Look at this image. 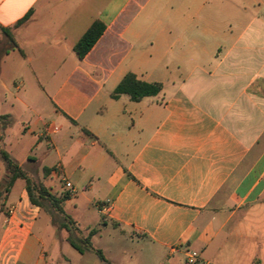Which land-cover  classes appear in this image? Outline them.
<instances>
[{
  "label": "crops",
  "instance_id": "obj_1",
  "mask_svg": "<svg viewBox=\"0 0 264 264\" xmlns=\"http://www.w3.org/2000/svg\"><path fill=\"white\" fill-rule=\"evenodd\" d=\"M127 74L162 90L114 99ZM0 116V149L110 264H264V0H0ZM4 202L0 264H107L35 231L25 181Z\"/></svg>",
  "mask_w": 264,
  "mask_h": 264
},
{
  "label": "trees",
  "instance_id": "obj_2",
  "mask_svg": "<svg viewBox=\"0 0 264 264\" xmlns=\"http://www.w3.org/2000/svg\"><path fill=\"white\" fill-rule=\"evenodd\" d=\"M21 23L22 22L18 24ZM105 28V24L101 21H95L89 27L79 42L74 46V52L79 59H83L84 56L92 49L104 33ZM161 90V84L146 83L137 79V77L133 74H127L112 93V97L116 99L120 95H128L132 101L139 102L146 97L157 96ZM9 118V116H0V127L2 130H4L10 123ZM2 138L3 137L0 136V140ZM0 159L4 163L6 169V176L0 182V198L4 194L5 197H7L16 180L21 179L25 181L26 191L30 203L43 209V202H47L50 208L62 217L63 221L60 224V228L66 229L69 232L68 241L75 249H77L80 253H84L88 250L93 251L101 261L110 264L103 255V252L99 249H95L91 243V238L97 232L95 229H92L89 235L85 238L75 237V235L80 233V230L74 220L66 214L62 206L63 202L68 199L67 195L62 196L61 198L54 196L40 180H33V178L30 177L29 174L25 172L20 165L3 149H0ZM47 172L48 170L44 169V173L47 174Z\"/></svg>",
  "mask_w": 264,
  "mask_h": 264
},
{
  "label": "rangeland",
  "instance_id": "obj_3",
  "mask_svg": "<svg viewBox=\"0 0 264 264\" xmlns=\"http://www.w3.org/2000/svg\"><path fill=\"white\" fill-rule=\"evenodd\" d=\"M31 175H29L30 177L33 178V180L35 181H38L39 180V177L34 174L33 172L30 173ZM23 182H19L16 186V188L14 189L13 191V196L15 197L18 193V190L20 189V187H22V184ZM51 185V184H49ZM52 188L55 190V187H53V185H51ZM6 199L5 197V194L0 198V213H2L6 218L7 220L9 221L10 218L15 214L11 215L9 212H8V205H6V203L4 202ZM6 205V206H5ZM43 206L44 208L41 209V214L37 220V224H36V227H35V231L37 232H48V233H55L54 235L56 236V239L59 238L60 236V232L58 229H61L60 228V224L62 223L63 219L60 215H58L57 213H55L49 206V204L47 202H43ZM65 209L67 211V213L72 216L73 218H75V214L73 212V209L71 208V206H65ZM16 211V210H15ZM77 218V216H76ZM52 223L56 226L53 227L52 226ZM8 225V223H7ZM58 228V229H57ZM76 238H78L77 235H75ZM103 244H105V241H104V238L103 239H96L94 241V245L95 246H98V247H101L103 246ZM96 258V256H93Z\"/></svg>",
  "mask_w": 264,
  "mask_h": 264
},
{
  "label": "built area",
  "instance_id": "obj_4",
  "mask_svg": "<svg viewBox=\"0 0 264 264\" xmlns=\"http://www.w3.org/2000/svg\"><path fill=\"white\" fill-rule=\"evenodd\" d=\"M53 174L57 176L60 183L64 186V188L67 190L68 194L70 196H73L75 194V189L72 183L67 179L66 175L64 174V171L61 166H56L53 170ZM112 204L107 201L103 205H100V210L102 212H107L111 209ZM16 210V207L11 206L8 208V212L13 215ZM198 259V253L194 251H189L187 255V262L189 264H195Z\"/></svg>",
  "mask_w": 264,
  "mask_h": 264
}]
</instances>
